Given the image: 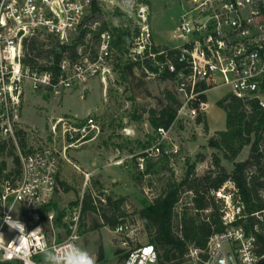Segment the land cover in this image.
<instances>
[{
    "label": "built area",
    "instance_id": "1",
    "mask_svg": "<svg viewBox=\"0 0 264 264\" xmlns=\"http://www.w3.org/2000/svg\"><path fill=\"white\" fill-rule=\"evenodd\" d=\"M179 3L182 12L173 32L181 41L179 45H157L142 10L138 32L131 33L127 46L131 62L139 63L149 79L171 81L180 99L173 124L154 130L149 146L137 155L141 168L145 163L173 164L181 150L176 126L189 120L196 123L205 115L207 103L202 97L213 89L229 88L228 94L241 99L247 113L251 112V101L264 109V0ZM90 11L91 0H0V158H4L0 160V264H56L72 242L77 244L80 239V210L69 224H63V241L50 242L40 218L51 204L63 162L71 164L68 150L94 140L92 137L100 132L99 123L93 115L84 119L60 117L51 120L46 132L24 124V105L30 93L61 98L106 70L104 63L114 52L112 36L101 35L99 53L92 58L89 47L96 26L89 46L84 44V37L81 53L78 51L72 61L60 62L57 75L25 65L24 60L54 66L53 61L32 57L30 43L37 39L47 46L52 38L60 45H69L80 30L90 27L82 24ZM85 177L87 183L89 175ZM210 195L218 205L223 230L212 235L207 251L191 250L186 264H219L220 260L225 264H264V255L257 253V237L264 241V209L249 213L231 179L211 190ZM260 195L264 200V190ZM44 215L51 225L60 222L54 211ZM5 216L24 225L21 242L19 229H10ZM37 228L43 232L34 239L28 237ZM127 230L128 225L121 223L114 233L123 235ZM12 241L17 246L20 243L22 254H17ZM4 248L11 251L6 255ZM119 264H159V253L151 243L140 244Z\"/></svg>",
    "mask_w": 264,
    "mask_h": 264
},
{
    "label": "rangeland",
    "instance_id": "2",
    "mask_svg": "<svg viewBox=\"0 0 264 264\" xmlns=\"http://www.w3.org/2000/svg\"><path fill=\"white\" fill-rule=\"evenodd\" d=\"M95 1L100 12L85 23L92 30L98 27V24L107 23L115 28L128 27L133 33L139 27V16L144 10L157 45L172 47L181 43L173 37L182 12L179 0ZM87 17L90 18V13ZM91 38L92 36L87 37L88 46ZM38 43H41L40 40ZM56 43L57 41L50 39L49 44L44 45V50L59 51ZM39 47L43 50L40 44ZM100 47L101 41L100 44L92 41L89 47L92 58L97 56ZM82 50L83 48L78 50L79 54ZM40 58L50 60L44 53ZM118 59L119 61H116L113 55L111 60L104 63L103 69L106 70L99 71L97 76L85 85L74 86L61 98H51L44 93H30L24 105L23 115L24 124L45 129L46 132L51 120L60 117L84 119L88 115L96 116L100 132L92 137L94 140L80 149L68 150L67 157L71 164L63 162L57 180L51 202L63 213V217L59 218L60 222L56 221L52 225L45 223L43 228L50 242L63 241L66 239L63 224H69L73 214L80 210V239L77 245L92 255L96 263L103 264H119L122 256L135 246L150 242L151 236L144 230L137 213L151 204L169 180L181 182L193 164L195 177L206 175L215 169L214 156L221 159L220 166L226 172H232L234 167L232 162L223 158L221 151L212 149L209 145V139L216 132L225 129L226 115L217 106V102L229 93V88L213 89L206 94L205 120L209 123L208 131L203 124L198 125L191 120L176 126L175 134L181 150L173 162L174 165L162 162L145 163L143 168L139 167L137 155L149 145L154 134L149 122L152 112H158L166 105L167 92L174 93L179 101L180 99L171 81L149 79L139 67L134 68L131 75H125L124 67L131 61L127 55L121 54ZM102 77L105 79L104 83ZM262 148L264 149V142ZM248 155L249 147H246L235 162L245 161ZM201 158L205 160L201 162ZM2 159L4 158H0ZM118 161H122L123 165L118 166ZM85 175H89L87 183ZM115 178L118 181H114ZM64 185L69 186L71 190L66 192ZM200 191L204 196L211 197L209 188ZM87 195L92 197L94 205L99 208L98 212L83 213L82 201ZM109 196L113 200L120 197L127 200L124 207L128 216L124 219V223L128 225L126 234L118 235L109 227L96 229V225L103 223L101 214L105 209L106 197ZM192 198L193 194L189 192L182 194L176 207L178 218L175 220V230L179 228L178 223L184 214H197ZM210 213L211 211L207 210L200 213L199 217L203 219ZM118 249L123 253L117 255ZM188 261L189 258L186 257L184 264Z\"/></svg>",
    "mask_w": 264,
    "mask_h": 264
},
{
    "label": "trees",
    "instance_id": "3",
    "mask_svg": "<svg viewBox=\"0 0 264 264\" xmlns=\"http://www.w3.org/2000/svg\"><path fill=\"white\" fill-rule=\"evenodd\" d=\"M99 12L100 8L96 1L92 0L90 18L87 17L82 24L98 15ZM92 32V29L86 27L84 30H80L78 36L69 45H60L57 42L56 46L59 47V51L55 49L50 52L45 51L44 44L38 43L37 39L33 40L29 45L31 56L40 58L44 53L47 58L54 62V66L50 68L39 66L31 58H26L24 64L31 67L38 66L43 71L52 70L57 75L61 72L58 64L65 60L72 61L77 56L84 37V44L88 46L87 37L92 36ZM137 32L138 28L134 30V33ZM104 33H109L112 36L111 46L114 49L113 55H115L116 61H119L120 54L128 56L127 46L132 33L130 28H115L107 23L98 24L93 32V41L100 44L101 35ZM39 44L43 50L40 49ZM137 67L142 69L139 63L130 62L125 65L123 73L131 75L134 68ZM165 101L166 105L158 112L153 111L150 116L149 122L154 130L161 127L169 128L176 119L180 101L171 92L165 94ZM202 101L207 103L206 96L202 97ZM250 105L251 112L247 113L245 103L233 94H226L217 102V106L226 114V125L223 131L216 132L209 139V145L212 149L221 151L223 158L233 163L232 172L228 173L221 168V159L218 156L213 157L215 169L210 170L202 177H195V164H193L189 167L184 180L181 182L169 180L154 197L151 204L137 213L144 230L151 236L149 243L153 244L159 253V264H184L192 248L193 250L207 251L212 235L223 230L218 205L212 197L204 196L200 191L201 189L207 187L210 191L215 190L228 179H231L239 189L241 199L249 213L264 209V200L260 195V191L264 190V149L262 148L264 142V109H260L256 101H251ZM196 123L198 125L203 124L205 130L208 131L205 115L199 116ZM246 147H249L248 158L243 162H235ZM2 149L0 147V150ZM204 160L205 158L200 159L201 162ZM64 190L68 192L71 188L64 185ZM188 192L193 194L192 202L197 214L192 216L184 214L178 223L179 228L175 230V220L178 218L176 207L182 194ZM126 202L125 197H120L117 200H113L111 196L106 197L105 209L101 214L103 223L96 225V229L109 227L115 230L119 224L124 223V219L128 217L124 208ZM82 204L84 214L99 211L90 195L84 197ZM207 210H210L211 213L201 219L199 214ZM50 211H54L58 218L63 217V213L51 202L40 218L42 225L47 223V217L44 213ZM109 214L110 216H108ZM249 222L253 224L252 220ZM257 238L260 243L257 253L264 255V241L259 236ZM121 253L123 252L119 249L116 251L117 255ZM126 257L127 253L122 256L121 261Z\"/></svg>",
    "mask_w": 264,
    "mask_h": 264
},
{
    "label": "clouds",
    "instance_id": "4",
    "mask_svg": "<svg viewBox=\"0 0 264 264\" xmlns=\"http://www.w3.org/2000/svg\"><path fill=\"white\" fill-rule=\"evenodd\" d=\"M4 222L8 224L10 229H14V228L19 229V232L21 234L19 241L21 242L23 229L25 228L24 225L21 224L19 220H13L10 216H5ZM42 232H43L42 229L37 228L36 230L28 234V237H31L32 239H34L38 233H42ZM0 237H3V236L0 235ZM11 243L16 246L17 254L23 253L24 250L21 247H19L20 243L18 244V246L16 245L15 241H12ZM9 251L11 250L4 248V252L6 255L8 254ZM56 264H96V259L92 255H90L87 251L80 248L76 243L72 242V245L69 251L64 255L63 260L57 261ZM219 264H225V261L220 260Z\"/></svg>",
    "mask_w": 264,
    "mask_h": 264
},
{
    "label": "crops",
    "instance_id": "5",
    "mask_svg": "<svg viewBox=\"0 0 264 264\" xmlns=\"http://www.w3.org/2000/svg\"><path fill=\"white\" fill-rule=\"evenodd\" d=\"M225 115H226V114H225ZM208 125H209V123H208ZM89 143H90V142H89ZM87 144H88V143H87ZM87 144H85V145H87ZM85 145H84V146H85ZM148 146H149V145H148ZM148 146H147V147H148ZM82 147H83V146H82ZM147 147H146V148H147ZM146 148H144V149H146ZM79 149H80V148H79ZM144 149H143V150H144ZM143 150H142V151H143ZM119 155H120V154H118V156H119ZM114 181H118V179L115 178Z\"/></svg>",
    "mask_w": 264,
    "mask_h": 264
}]
</instances>
